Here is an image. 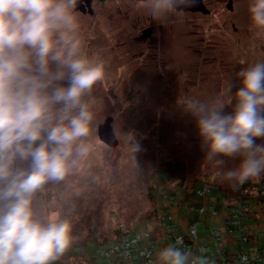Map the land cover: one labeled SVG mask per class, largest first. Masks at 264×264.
I'll list each match as a JSON object with an SVG mask.
<instances>
[{
    "label": "rangeland",
    "instance_id": "rangeland-1",
    "mask_svg": "<svg viewBox=\"0 0 264 264\" xmlns=\"http://www.w3.org/2000/svg\"><path fill=\"white\" fill-rule=\"evenodd\" d=\"M231 1L229 7V0H201L203 11L179 9L159 18L147 15L146 0H97L92 14L74 10L85 50L89 55L99 53L105 70L92 90L95 118L88 138L92 152L82 170L46 186L37 201L38 210L43 204L72 223V243L58 260L87 264L82 251L86 242L111 240L118 228L154 229L160 250L169 246L155 215L158 201L151 196L158 195L166 181L169 188L181 185L188 192L201 181L225 193L224 205H235L237 189L219 178L210 180L217 169L203 157L194 121L179 109L185 98H216L229 83L234 92L239 87L236 74L264 62V28L250 21L251 0ZM107 117L112 118L118 140L113 147L98 137L97 127ZM128 133L140 145L135 162ZM238 163V158H225L220 171ZM262 183L264 174L244 184L247 203L256 201L252 196ZM194 205L189 201L183 213ZM258 207L257 202L250 206L248 215L254 221L261 215ZM204 229L201 226L199 241L210 255L213 241ZM220 229L225 248L235 252L237 233ZM245 233L250 234L246 229ZM252 236L250 246L257 240L264 245L263 228Z\"/></svg>",
    "mask_w": 264,
    "mask_h": 264
},
{
    "label": "clouds",
    "instance_id": "clouds-1",
    "mask_svg": "<svg viewBox=\"0 0 264 264\" xmlns=\"http://www.w3.org/2000/svg\"><path fill=\"white\" fill-rule=\"evenodd\" d=\"M76 2L0 0V264H55L73 240L71 221L43 204L38 210L37 201L46 186L82 170L93 150L92 90L105 61L85 50ZM192 2L146 0L145 10L159 18ZM248 11L252 25L264 28V0H251ZM236 75L234 92L229 83L214 99L179 105L217 169L210 180L234 189L264 174V62ZM126 135L135 162L140 145ZM225 158L239 163L220 171ZM182 243L160 250L156 264H200Z\"/></svg>",
    "mask_w": 264,
    "mask_h": 264
},
{
    "label": "trees",
    "instance_id": "trees-1",
    "mask_svg": "<svg viewBox=\"0 0 264 264\" xmlns=\"http://www.w3.org/2000/svg\"><path fill=\"white\" fill-rule=\"evenodd\" d=\"M193 185L194 186L192 187V190H191L192 192H188L184 188L182 189L181 185L179 186L176 185L174 187L170 186L169 188L168 183L166 181L164 184V187H162V190H159V192L157 193L158 195H156L155 192H152L151 196L154 197L158 201V204H159L155 210V213H156L155 215L159 216L158 222H159V227L161 231L160 234L164 235L165 242H167L169 246L174 245V244L173 242H171L172 240L170 238V235L166 231L167 230L166 225L171 224L172 222L176 226L174 233L175 234L178 233L181 236H183L185 240V244L188 247V250L184 252L188 253L190 258L194 260H197L199 257L198 252H197V245L200 244L205 249V253L203 257H210L211 264H221L223 261H231L232 256L235 252H230L229 250H227V248H225L224 246L225 242H223L222 240V234H221L222 231L220 229V226H223L225 232L228 234H231L233 232L237 233V236H236L237 240L235 239L234 241L235 245H238L236 242L240 238V235H243L246 237L247 240L244 245L250 257H253L257 253L264 251V245H261L259 240H257V243L254 247L250 246L248 241H250L251 237L249 236V234L245 233V229L247 228V226L250 228H253L254 231L259 227L264 229V222L260 223V226L258 227V225L256 224L257 220L255 222L248 220V216H250L248 215V213H249V210H251L250 206H252L253 203L255 202H257L259 205L257 209L258 212L264 215V193H262L261 191L264 187L260 188L261 187L260 186L258 188L259 193L252 196L253 200L254 201L256 200L255 202L249 204L247 203V201L249 200L248 199L246 200L248 196H245L243 198V200L245 201L244 204L246 205L244 217H242L241 219V223H242L241 225L243 229L241 231H238V230L230 231L229 225L226 226L225 222L227 220L232 219V213L230 212L231 210L230 206L228 204L226 205L223 204L224 202L223 195L225 193H221V192L219 193L218 189L212 186L210 187L209 185L207 186V184L201 181H195ZM262 186H263V183H262ZM206 187L209 188L208 192H205L203 195H199L198 191H201L202 189ZM189 201L194 203L195 205L193 206V208L190 207L191 210L189 211V213L187 212L186 214H184L183 213L185 212L184 209L185 207H187V205H189ZM203 205L213 206V209L215 210L216 214L211 215L209 211H206V212L204 211L202 214L198 213L196 211L197 208ZM224 214L226 217L224 218L225 220H224V223L222 224V219H223L222 215ZM168 215H170L173 221L172 220L169 221L165 218ZM163 217L165 219H163ZM219 217H221L220 223L215 222V224L213 225V220ZM195 222H197L196 240H193L190 237L191 234L188 230L189 229L188 227L190 224H193ZM184 224L186 228L185 227L182 228V225ZM216 224L217 225L219 224V226H216ZM203 225L205 226L204 230H206V233L209 234V238H211L213 241L214 250L211 252L210 255H207V249L204 246V243H201L199 241L200 228ZM215 231L219 232L220 239L218 240V243H220L219 249L223 250L222 255H220L217 251V246L215 243V239L213 237V233ZM145 233L149 234L148 238L142 237L141 239H139L138 243L132 249V254H139L142 248L147 247L151 251V259L156 264V256L160 251V242L157 238L158 237L157 232H155L154 229H132V230L125 231L124 229L118 228V229H115L114 237L111 240H108L105 237L101 241H97L94 238L86 242L85 246L82 248V251L84 252L83 261L88 262L87 264L89 263L90 264H111V262L114 259L106 260L102 258L99 255V251L101 249L110 248L114 244H117L120 240H122L125 237V235H129L130 237L133 236V238H135L137 235L142 236ZM255 240H256V237H255ZM141 260H142L141 258H139L137 261L131 260V263L141 264ZM197 261H199L200 264H206L202 260H197ZM55 263L74 264L72 262L66 263L61 260H57Z\"/></svg>",
    "mask_w": 264,
    "mask_h": 264
},
{
    "label": "built area",
    "instance_id": "built-area-1",
    "mask_svg": "<svg viewBox=\"0 0 264 264\" xmlns=\"http://www.w3.org/2000/svg\"><path fill=\"white\" fill-rule=\"evenodd\" d=\"M244 185L236 188L239 196L238 198H234L233 200L235 201V205L231 206L230 212L232 213V219L227 220L225 222L226 226L229 225L230 231L238 230L241 231L243 229L241 219L244 217V212H245V207L246 205L244 204L243 198L247 196L246 194L248 193V189L243 188ZM264 187V184H263ZM264 189V188H263ZM263 189L261 190L262 193H264ZM209 188H204L201 191H198L199 195H203L205 192H208ZM237 203V204H236ZM230 206V205H229ZM198 213L202 214L204 211H209L211 215H215L216 212L213 209V206L211 205H203L199 206L196 210ZM167 220L171 221L172 218L170 215L165 217ZM163 217V219H165ZM173 221V220H172ZM196 226L197 222L190 224L189 225V232L191 234V238L193 240H196ZM166 231L169 233L171 242L175 245L176 240L182 239L183 243L182 245H179L178 247L181 248L182 251H187L188 247L185 244V240L183 236H181L178 233H174V230L176 229V226L174 223L171 222V224L166 225ZM193 229L195 231H193ZM149 234L145 233L142 236L137 235L135 238L130 237L129 235H125V237L120 240L117 244H114L110 248H103L99 251V255L106 259V260H111L114 259L111 264H132L131 260L137 261L139 258H141V264H155L154 261L151 259V251L147 248L144 247L140 250L139 254H132V249L133 247L138 243L139 239L143 238H148ZM213 237L215 239V243L217 246V251L220 255H222L223 250L219 249L220 243H218V240L220 239L219 232L215 231L213 233ZM246 237L243 235H240V238L236 242L238 245L237 250L232 256L231 261H223L221 264H242V257H246V264H263L264 263V251L257 253L255 256L250 257L247 249L245 248V243H246ZM197 252H198V259L197 260H202L206 264H211L210 257H203L205 253V249L202 245L198 244L197 245ZM58 264V263H55Z\"/></svg>",
    "mask_w": 264,
    "mask_h": 264
},
{
    "label": "water",
    "instance_id": "water-1",
    "mask_svg": "<svg viewBox=\"0 0 264 264\" xmlns=\"http://www.w3.org/2000/svg\"><path fill=\"white\" fill-rule=\"evenodd\" d=\"M101 1V0H99ZM230 7V5H228ZM180 9H189V10H204L201 0H193L190 5L182 7ZM75 10H80L82 13L92 14L93 10L91 7V0H77ZM112 118L107 117L102 124H99L97 127L98 137L100 141L105 143L107 146L113 147L116 146L118 140L114 134L112 127Z\"/></svg>",
    "mask_w": 264,
    "mask_h": 264
},
{
    "label": "crops",
    "instance_id": "crops-1",
    "mask_svg": "<svg viewBox=\"0 0 264 264\" xmlns=\"http://www.w3.org/2000/svg\"><path fill=\"white\" fill-rule=\"evenodd\" d=\"M262 215H263V214L258 215L259 218H257V222H256V224L258 225V227L260 226V223L264 222V216H262ZM251 218H252L251 215L248 216V220H249V221H250V220H251L252 222H255V221H256V220L254 221V220L251 219ZM248 220H247V221H248ZM215 222H216V223H220V218H215V220H213V225L215 224ZM216 226H219V224H218V225L216 224ZM259 228H260V227H259ZM246 229H247V231L250 233V234H249V236L251 237L250 240H253V236H252V234H253V233L255 234L254 229H250V227H248V226H247ZM254 237H256V236L254 235ZM256 243H257V242H256ZM256 243H255L254 245H251V246L254 247V246L256 245Z\"/></svg>",
    "mask_w": 264,
    "mask_h": 264
},
{
    "label": "flooded vegetation",
    "instance_id": "flooded-vegetation-1",
    "mask_svg": "<svg viewBox=\"0 0 264 264\" xmlns=\"http://www.w3.org/2000/svg\"><path fill=\"white\" fill-rule=\"evenodd\" d=\"M95 1H97V0H91V7H92L93 2H95ZM101 1H102V0H101ZM101 1H100V2H101ZM231 2H232V1L229 0V5H231Z\"/></svg>",
    "mask_w": 264,
    "mask_h": 264
}]
</instances>
